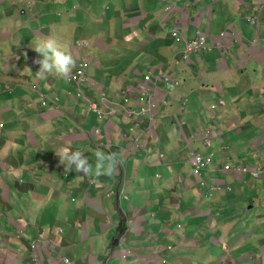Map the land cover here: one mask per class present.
Here are the masks:
<instances>
[{"label": "crops", "instance_id": "1", "mask_svg": "<svg viewBox=\"0 0 264 264\" xmlns=\"http://www.w3.org/2000/svg\"><path fill=\"white\" fill-rule=\"evenodd\" d=\"M58 3L46 23L42 3L26 19L0 0V264H34L36 253L42 264H264V239L245 232L264 178L225 170L264 162V0ZM176 27L187 39L207 33L208 51L176 62ZM49 36L72 70L88 62L82 99L67 78L36 75L34 48ZM166 73L180 85L157 82L154 122L131 114L146 96L126 104L124 91ZM63 147L92 173L66 170ZM98 150L117 156L112 175H95ZM194 155L212 166L197 172Z\"/></svg>", "mask_w": 264, "mask_h": 264}, {"label": "clouds", "instance_id": "2", "mask_svg": "<svg viewBox=\"0 0 264 264\" xmlns=\"http://www.w3.org/2000/svg\"><path fill=\"white\" fill-rule=\"evenodd\" d=\"M253 19H255V23H253ZM253 19H251V22L253 24H256L257 23V17H255ZM176 28H178V27H176ZM175 29H173L172 32H171L172 33L171 35H172L173 39H175L173 37V31ZM178 29L180 30V32H181V34H182V36L184 38L182 41H177L175 39L177 42H183L184 43V48L182 49V51L177 53V54H175V61L179 63V60L185 62V59L183 58V56L187 55V57H188V55H189V51L187 52V48H186V45H187L186 42H192L193 40L197 39L200 34L205 35L206 40L208 41V34L205 33V32H202V31H198L197 35L193 39H187L184 36V33H182V30L180 28H178ZM223 34H225V33H223ZM223 34H221V38L225 37V36L224 37L222 36ZM206 46H207V44H206ZM34 49H35V51L37 53L41 54V56H42V59L39 61L40 69L36 73V75L38 77L43 78L46 74L52 73V74H54V75H56L58 77L67 78V81L70 82L68 80L69 75L74 70H76V69L78 70L80 68V66L83 64L85 66L84 67L85 78H86L87 81H90L87 78L86 74H85L88 62L86 60H83V61L81 60V62L79 64V67L74 69V70H72L74 68V66H75V60H74L73 56L67 50V47L62 45V44H60L55 38H52L51 36H49L47 38L40 39L37 42L36 47ZM200 52H202V51H200ZM166 75H169L172 78V80L175 82V86L174 87L167 86L166 83L163 81V78ZM147 77H150L151 80L155 82V87H157L156 89L160 92V100H161L160 101V107H159V110L157 112V115L155 116V117H158L159 114H160V109L162 107L163 99H165V96L163 95V89L161 87L158 88L157 82L164 83V85L167 86L169 89H175L177 86L180 85V82L178 80L174 79L170 75V73H166L163 76H159V77H154V76H152L150 74V75L145 77L144 82L146 84H147V82H146V78ZM70 83H74V82H70ZM75 85H77V84H75ZM82 85L79 86V91L77 93V96H78V94L80 92H82V96L81 97L78 96L80 99H82L84 97V92H83ZM149 85H150V83H149ZM123 94H124V97H125V93H123ZM41 96H42L43 103L46 104L45 100H44V95L41 94ZM144 96H146V103H147V100L149 99V93L146 92V94ZM141 108H142V106H141ZM89 109L94 111L95 113H97L98 116L101 119H103L104 113L97 108V105H91ZM99 112H101L102 115H100ZM129 112H131L132 114L139 115L138 113L140 111L139 112H134L132 110H129ZM143 117L145 118V116H143ZM155 117L153 119L150 118V121L154 122ZM95 132L97 134H99V130H96ZM152 134L153 133H150L146 145L138 144V146H137L138 149L140 148L141 150L146 151L145 150V146L148 145V143L150 141L149 140L150 136ZM201 138L202 137H199V139H201ZM112 148H113V146L109 143V146H108L107 149H109V151L112 152ZM119 149L126 151L128 154L134 149L137 150V148L135 147V143L133 145L131 144L130 146H126V148H124V149H122V148H119ZM119 149H117V150H119ZM95 155H96L95 175L97 177H99L100 175H112L113 170H114V168L116 166L117 156L115 154L105 155L102 151H99V150L96 152ZM58 158H59V161L62 162L61 164L64 165V168L66 170H68L69 172H76V173H81L82 172L83 174H89V173H92V171H93L92 164L88 161L87 157L79 150H72L71 148L63 147L61 149V155ZM243 165L247 166L246 164H243ZM238 166H239V164L236 167H234L233 170H231V171H234L236 174H238L236 172V169L238 168ZM255 166H257V165H255ZM255 166H249V167H255ZM252 178H254V177H252Z\"/></svg>", "mask_w": 264, "mask_h": 264}, {"label": "built area", "instance_id": "3", "mask_svg": "<svg viewBox=\"0 0 264 264\" xmlns=\"http://www.w3.org/2000/svg\"><path fill=\"white\" fill-rule=\"evenodd\" d=\"M253 23H255V19H253ZM222 36L224 37L225 35L223 34ZM173 37L177 41H182L184 39L178 28H176L173 31ZM205 42H206L205 35L200 34L199 37L194 42L193 41L192 42H186L187 43V45H186L187 52L190 51L191 49H193L196 43H199V48H200L199 50L200 51L208 50L207 46H204ZM183 58L187 59V55L183 56ZM84 67L85 66L82 64L78 70L77 69L74 70L69 75L68 80L70 82H74L78 86H81L82 84H84L87 81L85 78V75H84ZM163 81L169 87L175 86V82L172 80V78L169 75H166L163 78ZM146 82H147V84L150 83L149 90H147V92L149 93V99L147 100V103L144 106H142V108L138 114L140 116H145V117L149 116L151 119H153L157 115V112H158L159 107H160V101H161L160 100V92L156 89L157 87H155V82L152 81L150 77L146 78ZM78 96L81 97L82 92H80L78 94ZM124 102L126 104L130 103L129 98H127L125 96ZM99 114L102 115L101 112H99ZM138 122H140V121H138ZM198 137H201V136L198 135ZM193 161H194L197 172H200L203 169L208 168L213 163V157L212 156L204 157L202 155H194ZM225 170L231 171L232 168L230 166H227L225 168ZM236 172L238 173V175L239 174L250 175V176L254 177L255 179H261V178H264V164L262 163L260 165L255 166V167H249V166H245V165L241 164L236 169ZM33 246H34V248H36L38 245L34 244ZM34 264H42L41 257L38 253H36L34 255Z\"/></svg>", "mask_w": 264, "mask_h": 264}, {"label": "rangeland", "instance_id": "4", "mask_svg": "<svg viewBox=\"0 0 264 264\" xmlns=\"http://www.w3.org/2000/svg\"><path fill=\"white\" fill-rule=\"evenodd\" d=\"M10 1L12 3L10 9L11 10L15 9V11L18 13L17 17H24L27 19L29 17L32 18L36 16L39 13V8H37L38 3H42V5L45 6L44 10H46L49 13L43 17V20L46 23H47L48 17H53V12H55L56 14H62V10L55 9V7L59 8V6H61V4L58 3L59 0H10ZM23 11H26V12L23 14ZM207 51L208 50H205L204 52H207ZM185 62H187V59H185ZM147 90H149V84H146L143 81L140 87L130 86L124 93H125V96L129 98V100H131L132 95H134V91H137V93L144 96ZM211 166L212 164L206 169H209ZM263 208H264L263 203L257 200V198L254 199L252 202L248 203L249 213H252V216L250 217L251 222L250 224H248L249 228H247V231L245 232H253L248 238V241L250 243L254 241L255 239H257L258 237L264 239V223L257 221L258 219L257 215L259 213L264 214ZM254 215L256 216L254 217ZM240 225L243 226V224H240ZM259 230H260V233H259ZM257 245L258 246L264 245V241L258 243Z\"/></svg>", "mask_w": 264, "mask_h": 264}, {"label": "bare ground", "instance_id": "5", "mask_svg": "<svg viewBox=\"0 0 264 264\" xmlns=\"http://www.w3.org/2000/svg\"><path fill=\"white\" fill-rule=\"evenodd\" d=\"M195 40H196V39H195ZM195 40H193V42H194ZM204 46H206V42L204 43ZM199 49H200V48H199V43H196L195 46H194V48L191 49V50L189 51V55H188V57H187L188 60H189V57H190L191 54H193V53H195V52H200Z\"/></svg>", "mask_w": 264, "mask_h": 264}]
</instances>
